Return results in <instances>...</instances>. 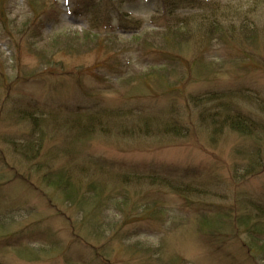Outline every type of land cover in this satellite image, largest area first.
I'll use <instances>...</instances> for the list:
<instances>
[{
  "label": "rangeland",
  "instance_id": "obj_1",
  "mask_svg": "<svg viewBox=\"0 0 264 264\" xmlns=\"http://www.w3.org/2000/svg\"><path fill=\"white\" fill-rule=\"evenodd\" d=\"M206 1H213L216 9L226 4L237 8L214 19L234 32L220 42L211 32L213 22H193L178 38L179 56L144 51L142 44L104 50L102 38H117L125 45L132 32L164 25L155 0H47L33 32L25 24L31 17L29 6L22 0L8 3L7 17L0 18V225L10 235L0 236V263L264 264L246 256L240 241L228 238L230 222L228 227L215 219L222 211L230 212L234 222L248 214L256 218L253 206L264 204V167L245 178L236 173L249 157L248 140L226 128L210 141L211 126L204 117L211 105L200 106L190 99L224 88H251L264 99V0ZM76 9L86 12L77 15ZM89 14L97 18L98 42L40 55L46 43L62 32H91L85 17ZM241 20L254 26L255 36L240 28ZM114 30L118 36L112 35ZM170 59L179 62L170 69L172 85L164 87L143 77ZM240 101L256 121L258 116L264 118L252 100ZM76 106L93 111L122 107L129 112L128 123L137 115L175 119L188 127L189 134L79 138L57 128L48 115L39 162H27L13 152L10 142L22 141L30 129L19 119L21 112L35 109L65 118ZM260 151L263 161L264 140ZM65 168L80 182L94 183L93 193L102 190L108 204L87 198L75 205L44 185L41 177L46 171ZM16 172L43 192L15 178ZM132 173L158 174L184 186L186 195L165 183L139 187L119 178ZM200 209L211 218L210 232L221 233V242H214L200 224ZM150 212L157 213L154 219ZM243 229L238 226L236 237L247 240ZM48 247L54 249L51 254L42 252ZM37 251L39 260L24 258Z\"/></svg>",
  "mask_w": 264,
  "mask_h": 264
},
{
  "label": "trees",
  "instance_id": "obj_2",
  "mask_svg": "<svg viewBox=\"0 0 264 264\" xmlns=\"http://www.w3.org/2000/svg\"><path fill=\"white\" fill-rule=\"evenodd\" d=\"M13 0H0V18H6V11L8 9V3ZM24 1L33 11L32 18L28 17L25 24L29 27L30 31L33 32L35 28L39 25L41 20L38 16L45 12L44 5L46 0H22ZM120 2H125V0H118ZM157 4L162 9L161 15H164L165 22L164 25L157 26L155 29L147 30L145 32H139V30L134 31L126 44L119 43L117 38H103L106 46L104 50L111 51L112 48H120L119 46H128L130 44L144 45L143 50H153L156 52H171L174 56H179L181 50V43L178 40L180 34L186 33L190 25L193 22H200L203 25L214 24V29L211 31L213 34L217 35L220 42H226L222 37L233 33V29L227 26H219L218 22H215L214 19L218 15L234 13L235 7H230L233 4H226L224 8H215L214 3L205 2V0H155ZM228 7V8H227ZM234 10V11H233ZM79 14H82L80 12ZM87 20L90 22L93 32L87 30L82 33L77 31L72 32H62L58 36L54 37L50 43H46V48H42V54L47 56L49 51L54 50H63L67 49L71 51L77 50L80 45L86 47H91L93 41L98 42L97 34V23L94 16L86 15ZM32 22H31V21ZM4 21V20H3ZM31 22V23H29ZM5 25L7 23L4 21ZM250 22L248 20L242 21L240 23V28L245 32H248L250 35L255 36V29L251 28ZM4 29V28H3ZM82 34V35H80ZM114 36L117 35V31L112 33ZM246 38L250 37L243 34ZM207 36V35H204ZM63 37V38H62ZM63 39L68 41L64 42ZM111 39V40H110ZM122 49V48H120ZM119 49V50H120ZM118 50V49H117ZM141 50V49H140ZM142 51V50H141ZM173 63H179L175 60H167L161 65L151 67L148 72L142 74L145 79H153L156 83L161 86L166 87L167 85H172L169 82L170 69ZM152 81V80H151ZM147 82H145L146 84ZM175 91V90H173ZM190 99L200 106H206L210 104L211 106L206 108V117L205 121L211 126L210 141H215L217 137H220L223 133V130L236 132L240 138H246L249 142L250 147L246 149L249 152V157L247 162L241 172L242 178L251 176L253 174L261 172L264 167V159L262 161L261 147L263 146L264 140V118L259 117V120L256 121L249 112L245 111L240 105V100L249 101L252 100L253 105L256 107V113H261L264 115V99L258 94L256 90L251 88H224L221 90L209 91L204 94L190 95ZM72 110V111H71ZM70 115L67 117H58L56 114L48 112L47 114H38L35 112V109H27L19 114V119L22 123L28 124L30 126L27 136L20 142L12 141L10 142L13 147V152L27 162H39L38 158L40 157L41 150L44 145L45 135L47 124L44 122L47 120V116L53 120L54 124H58L57 128H64L67 131L72 132L76 137L86 138L90 135H103L107 136L110 133L117 134L125 137H140L143 135L149 136L148 132H156L155 135H167L171 138H184L189 134V129L186 125L182 124L181 121L171 119V120H160L157 116L150 115H137L139 118L133 123H128L125 116L129 112L125 111L122 107H103L97 111L88 110L81 106H76L72 108ZM40 113V112H39ZM160 125H153L155 123ZM44 124V125H43ZM100 166L103 165V162L98 160ZM73 174V173H72ZM70 169L63 170H48L45 174L42 175L41 180L44 185L48 186L50 189H54L57 192L64 194L66 201L72 200L75 205H79L83 200L87 198L93 199L101 203L103 200L108 204V198L105 199L102 190L93 193L97 186L94 183H83L77 177L73 178ZM1 175V173H0ZM15 178L21 180L24 183H27L29 186L33 187L35 191L42 193L43 191L27 179L25 176H19L15 173ZM72 177V179H71ZM122 177L124 183H130L134 185H165L170 186L171 189L176 191L178 194L185 196L184 186L180 184L173 183L168 179L161 177L158 174L150 173H132V174H121L119 178ZM72 183V185L70 184ZM165 183V184H164ZM84 185V186H83ZM148 186V185H147ZM93 193V194H92ZM92 194V195H91ZM45 196V195H44ZM72 197V198H71ZM96 198V199H95ZM53 208V206H52ZM254 220L248 214L246 217L239 218L234 222L233 218H230L229 213L226 211L217 212V221H222L228 226V222L233 225V228L230 229L231 235L228 238H231L232 241H240L241 247L245 249L246 256L257 259L261 262H264V204H255L253 206ZM145 211V210H144ZM204 209L198 211L199 221L205 231L210 234L214 242H221L218 239V236L221 234L218 232L217 236L213 235L209 230V225L211 218H208ZM157 213L150 212V218H155ZM222 216L227 220L224 222ZM112 222V221H110ZM115 223V222H113ZM238 226H241L244 231V236L247 240L240 239L238 236ZM229 227V226H228ZM30 229V228H28ZM216 230V229H213ZM98 231V230H97ZM216 234V233H215ZM1 235H10V232L5 229V227L0 225V236ZM226 236V234H225ZM257 252H255V250ZM49 250V251H48ZM54 250L53 247L45 248L47 253L51 254L50 251ZM131 251V248L130 250ZM138 251V250H136ZM260 251V252H259ZM28 253L24 255V258L29 255L30 261L39 260L41 253ZM45 252V253H46ZM258 253H261L260 255ZM39 254V255H37ZM3 264V263H0ZM175 264V263H174Z\"/></svg>",
  "mask_w": 264,
  "mask_h": 264
}]
</instances>
